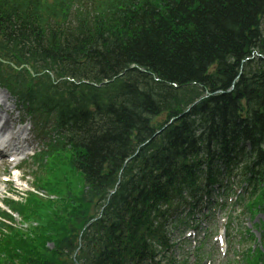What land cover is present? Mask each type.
Returning <instances> with one entry per match:
<instances>
[{
	"label": "trees",
	"instance_id": "16d2710c",
	"mask_svg": "<svg viewBox=\"0 0 264 264\" xmlns=\"http://www.w3.org/2000/svg\"><path fill=\"white\" fill-rule=\"evenodd\" d=\"M253 53L264 57V0H0V59L36 74L6 65L0 83L54 109V130L65 132L37 162L49 164L38 189L59 197L9 202L25 221L45 222L25 236L6 227L0 264H73L79 242V264L150 256L156 206L212 175L237 138L254 151L246 172L264 183V59L244 62ZM204 95L124 166L163 127L160 116Z\"/></svg>",
	"mask_w": 264,
	"mask_h": 264
},
{
	"label": "rangeland",
	"instance_id": "374dc122",
	"mask_svg": "<svg viewBox=\"0 0 264 264\" xmlns=\"http://www.w3.org/2000/svg\"><path fill=\"white\" fill-rule=\"evenodd\" d=\"M22 116L24 117V115H22ZM159 120H161V119H159ZM27 167L28 168L26 170H23V172H20V173H23L24 174L23 175L24 176V180L27 181V184L26 185H30V183L35 184L34 183V177H33L34 169L31 168L32 167L31 162L28 163V166ZM11 178L14 180V177L13 176ZM70 180H71L70 181V189H71L72 193H76L78 191V189L81 188V184H79L77 180H74V179H70ZM13 185H14V187H16L15 184H13ZM10 192H11V190H10ZM64 192H66V189L64 190ZM0 195L3 196V197H7L6 194L4 195L3 187L0 188ZM16 219H18V218H16ZM18 223H19L18 221H15V224H18ZM261 243H262V241H261Z\"/></svg>",
	"mask_w": 264,
	"mask_h": 264
},
{
	"label": "bare ground",
	"instance_id": "6f19581e",
	"mask_svg": "<svg viewBox=\"0 0 264 264\" xmlns=\"http://www.w3.org/2000/svg\"><path fill=\"white\" fill-rule=\"evenodd\" d=\"M0 97H1L4 101H9V97H8L7 94H6L4 91H2V90H0ZM14 122H16V121H11V123H10V127H11V128L13 127ZM7 125H9V124L7 123ZM5 127H6V126H5ZM18 130L24 132V131H27V128L24 127V128H20V129H18ZM11 145H12L11 150L15 149L16 147H21V146H20L21 143H20V141L18 140L17 137L14 138L13 144H11Z\"/></svg>",
	"mask_w": 264,
	"mask_h": 264
}]
</instances>
